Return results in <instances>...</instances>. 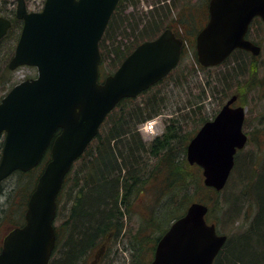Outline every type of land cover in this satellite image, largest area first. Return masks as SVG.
<instances>
[{
    "label": "water",
    "instance_id": "1",
    "mask_svg": "<svg viewBox=\"0 0 264 264\" xmlns=\"http://www.w3.org/2000/svg\"><path fill=\"white\" fill-rule=\"evenodd\" d=\"M118 2L45 0L41 10L30 11L25 0H18L16 16L23 26L9 68L29 65L38 74L0 100V183L16 170L36 167L49 147L51 159L31 193L25 223L3 239L0 264H49L57 239V198L73 164L121 99L138 96L181 59L183 39L167 28L137 45L101 82L100 41ZM208 11L196 35L201 65L217 66L237 48L261 53V45L246 35L255 17L264 20V0H210ZM11 25L0 16V40ZM237 98L231 96L187 146L188 161L199 165L204 184L218 191L248 141L246 107L235 105ZM208 211L207 204L192 202L160 237L150 264H213L228 236L207 220Z\"/></svg>",
    "mask_w": 264,
    "mask_h": 264
},
{
    "label": "trees",
    "instance_id": "2",
    "mask_svg": "<svg viewBox=\"0 0 264 264\" xmlns=\"http://www.w3.org/2000/svg\"><path fill=\"white\" fill-rule=\"evenodd\" d=\"M145 1L147 5L142 6V0H119L100 41L101 79L112 74L143 41L156 38L167 28L185 40L189 25L195 28L197 35L208 20L210 0ZM11 12L12 26L0 41H6L8 48L0 86L9 84L8 91L16 84L15 72L9 69L8 63L23 26L15 10ZM248 37L253 39L252 30ZM257 57L238 48L222 64L204 67L197 59L196 48L190 56L184 47L179 64L167 76L138 96L121 99L65 177L57 204L59 206L62 193L67 192L69 211L59 225L55 224L56 246L49 264H84L99 244L106 247L119 237L128 241L124 242L130 252L127 264H150L160 237L192 202L207 204V219L215 222L213 215L217 209L225 204L228 212L248 194V205L257 207L256 216L244 232L227 239L214 264H264V149L249 158L246 178L240 174L243 187L236 194V203L233 198H226V188L232 189L237 180L232 178L236 168L241 173L246 169L243 164L241 168L239 165L243 149L237 153L229 181L220 191L206 186L202 168L187 159L188 143L200 126L212 119L231 96L237 95L238 101L243 99L242 80L246 81L248 73H257L254 66ZM199 71L216 73L207 75L202 82L198 79ZM255 78L251 76L249 88H264V78L259 77L258 82ZM183 91L187 92L186 102L182 98ZM179 92L178 100L173 101V94ZM218 94L219 107L209 113L205 101ZM166 111L176 115L165 119L164 131L151 140L144 139L140 125ZM190 119L194 128L185 129ZM2 147L3 141L0 156ZM50 159L49 147L35 168L15 171L5 180L10 182L7 190L4 181L0 184V199H4L0 203V250L4 236L25 223L29 198ZM256 162L259 166L252 167ZM222 191L225 201L218 205V199L210 193L219 196ZM58 215L57 208L56 218ZM106 249L107 252L110 248Z\"/></svg>",
    "mask_w": 264,
    "mask_h": 264
},
{
    "label": "rangeland",
    "instance_id": "3",
    "mask_svg": "<svg viewBox=\"0 0 264 264\" xmlns=\"http://www.w3.org/2000/svg\"><path fill=\"white\" fill-rule=\"evenodd\" d=\"M45 0H26L27 6L29 10L32 11H38L43 8ZM18 4V0H0V15H7L9 17H12V9H16ZM147 5V2L145 0H142V6ZM147 8V7H146ZM205 22H203L204 24ZM202 24V25H203ZM188 30L185 32V46L189 52V55L194 54V47H195V28H192L191 25H189ZM252 37L255 41H258V43L261 44L263 51L261 55L257 57V61L253 62L255 63L254 66H257V73L255 75L247 74L246 81L242 80L241 85V95H243L244 102L242 103V100L238 101L236 104H244L246 106V125H245V131L249 135V141L245 148L240 152L239 154V165L241 168V164H243L244 173L240 172V169H235L233 173V179H237L234 184L232 185V189L227 187L226 191L228 194L226 195L227 199H232L235 202L236 194L241 190L243 187L242 182L240 181L239 177L242 175V178H246L247 173L249 172V163H250V157L254 156L256 152L261 153V151L264 149V88L263 87H253L249 88L248 83L251 79V76H256V82H258L259 77L264 78V23L262 21H258L256 24L252 27ZM194 45V47L192 46ZM7 43L6 41H2L0 43V74L2 69L4 68L6 64V58H7ZM235 66H238V64ZM221 70L224 69V67L220 68ZM14 81L17 82L22 78H26L29 76H35L37 74V68L32 66H21L17 70L14 71ZM216 73L215 71H199V80L205 81L207 75H211ZM250 75V77H249ZM239 79V78H238ZM238 79H235V83H238ZM194 82L191 84L193 85ZM9 84L4 86H0V98L1 96L8 91ZM195 92L197 90L195 89ZM179 93L173 94V101H177L179 98ZM183 100L186 102L187 98V92L183 91ZM219 94L217 96H211L206 99L207 103V110L209 113H213L216 108L219 107ZM180 102V100H179ZM172 109V107H171ZM175 108L172 110L174 111ZM171 110V111H172ZM176 114L171 113L170 111H166V113L161 114V117L158 116L157 123L154 127V135L151 137H147L144 135L143 132L142 136L146 140H151L154 136L157 134H161L165 129V119L174 117ZM194 128V122L192 119L189 120V124L185 126V129H193ZM258 128L261 129V131H258ZM2 140H0L1 143ZM238 165V166H239ZM237 166V167H238ZM259 164L253 163L252 167L257 168ZM242 171V172H243ZM239 174V176H238ZM241 174V175H240ZM232 180V179H231ZM15 181V180H14ZM9 181H4V186L7 190L9 186ZM231 184V182H230ZM230 186V185H229ZM231 189V192H230ZM251 191H249L250 193ZM213 197L217 198L219 201L218 205H221L224 201V191L221 192L219 196H216L214 193H210ZM234 195V197H233ZM248 196V198H247ZM250 195L243 196V198L238 202V204L230 209L228 212H226V205L223 204V206L220 209H217L214 212L213 219L216 223L217 221V229L219 233L226 234L229 238V240L233 237L238 236L240 233L244 232L243 230H246L247 227L250 225V221L255 218L257 210L254 205H248V199ZM68 193L63 192L60 198V203L58 206V217L55 220V224L59 225L67 216L69 211V205L70 201L68 200ZM4 202V199H0V203ZM236 203V202H235ZM246 225L244 228L243 226ZM124 238V237H123ZM124 242H128L126 239H122V237H119L117 241H114L113 244H107L105 245L103 243L99 244L97 250L95 252H92L91 255L87 257L84 264H127L129 262L130 258V252L126 250V247H124ZM110 248L106 252V248ZM106 252V253H105ZM227 264V263H226Z\"/></svg>",
    "mask_w": 264,
    "mask_h": 264
},
{
    "label": "flooded vegetation",
    "instance_id": "4",
    "mask_svg": "<svg viewBox=\"0 0 264 264\" xmlns=\"http://www.w3.org/2000/svg\"><path fill=\"white\" fill-rule=\"evenodd\" d=\"M0 14H2V13H0ZM5 17H6V16H5ZM7 17H8V16H7ZM258 21H262V22L264 23V20H263L261 17H255V18L253 19L251 25H250V30H252L253 25L256 24ZM250 30H249V31H250ZM256 43H258V42H256ZM258 44H260V43H258ZM260 45H261V44H260ZM1 98H2V97H1ZM1 98H0V99H1ZM13 173H14V172H13ZM13 173H12V174H13ZM12 174H11V175H12ZM11 175H9L6 179H8ZM6 179H5V180H6Z\"/></svg>",
    "mask_w": 264,
    "mask_h": 264
},
{
    "label": "built area",
    "instance_id": "5",
    "mask_svg": "<svg viewBox=\"0 0 264 264\" xmlns=\"http://www.w3.org/2000/svg\"><path fill=\"white\" fill-rule=\"evenodd\" d=\"M150 125H152V123H149V125H148V126H150ZM148 126H147V127H148Z\"/></svg>",
    "mask_w": 264,
    "mask_h": 264
},
{
    "label": "bare ground",
    "instance_id": "6",
    "mask_svg": "<svg viewBox=\"0 0 264 264\" xmlns=\"http://www.w3.org/2000/svg\"><path fill=\"white\" fill-rule=\"evenodd\" d=\"M10 18V17H9ZM12 20V18H10ZM60 131V130H59Z\"/></svg>",
    "mask_w": 264,
    "mask_h": 264
}]
</instances>
